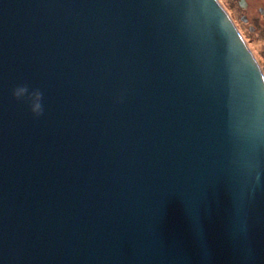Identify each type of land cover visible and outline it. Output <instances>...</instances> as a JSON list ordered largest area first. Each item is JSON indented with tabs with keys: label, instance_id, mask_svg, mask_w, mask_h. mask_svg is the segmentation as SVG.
I'll use <instances>...</instances> for the list:
<instances>
[{
	"label": "water",
	"instance_id": "obj_1",
	"mask_svg": "<svg viewBox=\"0 0 264 264\" xmlns=\"http://www.w3.org/2000/svg\"><path fill=\"white\" fill-rule=\"evenodd\" d=\"M0 264H264V72L218 0H0Z\"/></svg>",
	"mask_w": 264,
	"mask_h": 264
},
{
	"label": "rangeland",
	"instance_id": "obj_2",
	"mask_svg": "<svg viewBox=\"0 0 264 264\" xmlns=\"http://www.w3.org/2000/svg\"><path fill=\"white\" fill-rule=\"evenodd\" d=\"M218 2L234 21L245 44L264 72V15L260 14V10H264V0H246L248 4L246 10L239 8V0H218ZM244 17L247 18V23L242 22ZM251 28H254L253 32L250 31Z\"/></svg>",
	"mask_w": 264,
	"mask_h": 264
},
{
	"label": "clouds",
	"instance_id": "obj_3",
	"mask_svg": "<svg viewBox=\"0 0 264 264\" xmlns=\"http://www.w3.org/2000/svg\"><path fill=\"white\" fill-rule=\"evenodd\" d=\"M239 6V5H238ZM240 8V7H239ZM12 96L17 101L24 102L33 117L39 118L44 114L43 106V92L38 88L30 89L27 83L19 84L12 89ZM260 177L257 176V182H259Z\"/></svg>",
	"mask_w": 264,
	"mask_h": 264
}]
</instances>
